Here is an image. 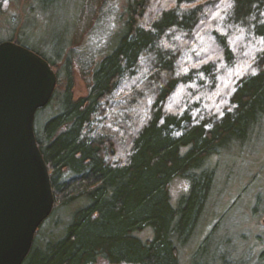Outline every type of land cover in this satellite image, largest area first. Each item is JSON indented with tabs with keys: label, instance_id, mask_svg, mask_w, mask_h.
Masks as SVG:
<instances>
[{
	"label": "trees",
	"instance_id": "trees-1",
	"mask_svg": "<svg viewBox=\"0 0 264 264\" xmlns=\"http://www.w3.org/2000/svg\"><path fill=\"white\" fill-rule=\"evenodd\" d=\"M124 21L107 48L100 38L92 47L63 34L48 56L9 40L44 57L57 86L65 82L36 116L56 99L58 112L35 131L52 213L78 204L61 236L41 245L37 231L23 264H185L182 249L208 214L221 157L254 149L264 126V0H128ZM78 54L89 61L84 68ZM80 72L88 93L76 98ZM176 179L189 189L174 203ZM219 224L188 264H203ZM239 264H264V252Z\"/></svg>",
	"mask_w": 264,
	"mask_h": 264
},
{
	"label": "rangeland",
	"instance_id": "rangeland-1",
	"mask_svg": "<svg viewBox=\"0 0 264 264\" xmlns=\"http://www.w3.org/2000/svg\"><path fill=\"white\" fill-rule=\"evenodd\" d=\"M88 2L93 3L91 10ZM127 4L128 0H4L3 8L8 11L0 12V42L12 38L25 40L28 44L41 47L42 52L45 51L50 56L48 52L53 53L59 48L58 36L65 34L69 39L77 41V44L88 42L92 47L95 40L100 38L106 42L104 48H107L109 38L124 25ZM39 6H48L49 10L36 11ZM76 57L75 61L83 68L85 62H89L84 55L78 54ZM86 77L83 72L80 75L76 73L73 89L76 98L88 93ZM64 85L65 82L62 81L56 86L59 96L64 91ZM47 108L44 111L46 116L41 113L36 116L37 130H44L49 114L58 112L57 99ZM259 133V137L249 143V147L254 148L251 151L242 148L241 155L231 157L227 154L221 157L208 214L205 215L197 239L190 247L182 249L185 264H188L189 255L197 243L218 223L219 227L214 232L216 235L211 240L207 253L201 257L203 264L214 258L222 259L225 264H239L250 257L254 263L264 252V126ZM39 135L41 136L40 131ZM188 189V181L176 179L171 190L173 202L176 203ZM77 206L75 204L70 208L58 209L42 223L38 228L42 238L41 245L45 244L47 237L55 239L63 234L70 215ZM150 235L148 231L141 234L143 237ZM95 264L111 263L100 259Z\"/></svg>",
	"mask_w": 264,
	"mask_h": 264
},
{
	"label": "water",
	"instance_id": "water-1",
	"mask_svg": "<svg viewBox=\"0 0 264 264\" xmlns=\"http://www.w3.org/2000/svg\"><path fill=\"white\" fill-rule=\"evenodd\" d=\"M57 81L44 57L14 41L0 42V264H23L54 208L35 119Z\"/></svg>",
	"mask_w": 264,
	"mask_h": 264
},
{
	"label": "snow or ice",
	"instance_id": "snow-or-ice-1",
	"mask_svg": "<svg viewBox=\"0 0 264 264\" xmlns=\"http://www.w3.org/2000/svg\"><path fill=\"white\" fill-rule=\"evenodd\" d=\"M251 72H252V74L253 75H255L256 74V70L253 68V69H251Z\"/></svg>",
	"mask_w": 264,
	"mask_h": 264
}]
</instances>
